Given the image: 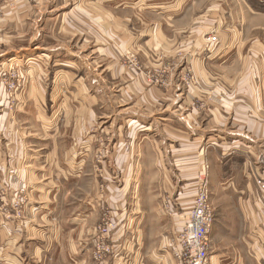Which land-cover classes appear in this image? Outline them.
Here are the masks:
<instances>
[{
  "label": "crops",
  "instance_id": "0c3cea01",
  "mask_svg": "<svg viewBox=\"0 0 264 264\" xmlns=\"http://www.w3.org/2000/svg\"><path fill=\"white\" fill-rule=\"evenodd\" d=\"M130 1L117 5L120 9H136L149 16L167 18L184 8L179 0H146V6H143L145 0H141L140 8L138 2ZM221 1L229 5L228 0ZM238 1L234 9L210 4L204 11L205 25L201 22L198 26V22L193 21V25L185 28V38H181L180 28L173 29L178 32V36L174 32L173 39L180 38L173 40V46L198 50L200 55L196 59L199 67L204 69H195L192 78L198 75L204 88H192L188 81H185L188 86L185 88L181 72H176L169 105L176 106L173 116L178 115L179 122L176 111L181 106H195L202 98L205 101L217 100L219 106H238L237 109L242 111H246L244 106H256L255 116L238 119L237 125V128L241 125L252 128L255 137L247 143L251 145L241 141L240 135L234 134L236 138H232L228 134L238 145H234L232 150H221V157L217 154L207 161L213 168L220 162L233 164L236 158L232 154L235 153L239 163L237 168H240L237 175L243 177L224 178L229 176L227 173L216 177L210 170L211 186L215 188L214 184H221L223 188L227 182L234 186V190H241L243 194L242 197L239 195L238 203L245 209L247 205L252 206L251 203L254 206L256 198L260 199V195L256 196L252 190L251 195L245 196L246 187L247 191L252 187L256 189L257 178L264 174V0ZM54 8L52 0H19L14 13L19 16L38 15L41 20L44 15L47 20L61 13H52ZM62 13L67 14V11ZM89 13L93 25L92 28L84 25L87 26L88 37H83L82 41H78V36L75 39L62 37L58 28L48 35L47 30L54 26L65 30L68 25L49 26L45 21L32 22L29 18L28 28L35 41L51 36V43L57 44L50 50L51 61L40 53L29 57L30 63L36 64L28 81L25 99L31 107V118L0 120V127L3 125L12 133L7 135V140L17 144L14 149H11L10 142L3 141L0 145V188L3 186L6 190L8 185L14 189L20 182L27 191L21 216L17 218V215L8 214L0 218V264H98L92 259V239L104 204L109 205L114 213L112 221L115 226L110 232V241L115 252L100 264H181L175 248L183 219L180 221L176 217L177 210L171 217L166 216L164 197L168 192L172 198L170 204L179 205L181 210L183 207L187 209L195 189H188L184 195L185 202L183 200L180 205L181 193L175 197L174 185L166 184L164 176L180 163L181 147L166 148L165 144L188 143L187 169L191 174L195 170L198 140L187 139L176 124L158 128L157 119L148 123L144 121L148 119L149 110H165V93L158 94L137 73L130 76L131 81L125 85L118 82L116 69L112 67L116 55L102 68L99 47H95L94 39L89 38L91 32L98 36L100 9L93 4ZM174 21L177 20L171 23ZM213 23L218 24V43L206 49V43L201 41L203 35H197V32ZM125 28L127 32L128 26ZM157 30L161 31L158 23ZM248 33L249 37H246ZM76 41L79 45L77 61L70 55L75 54L74 50H69L72 49L70 42L74 47ZM125 42L129 44L128 38ZM149 43L153 45L154 41ZM164 45L170 43L162 35L157 46ZM55 65H60V68H49ZM107 67H110L108 83L101 77L102 69ZM107 112L115 114L109 121L102 119ZM126 113L136 116L116 117ZM22 115L26 114H19ZM213 120L214 115H210L206 125L222 123L221 120ZM151 125L156 126V136L151 138L141 134ZM164 134L169 137L166 139ZM100 136L107 141L103 151ZM211 143L209 139V145ZM168 149L169 162H166ZM246 153L251 155L252 161L247 159ZM9 170L14 175L11 186L2 180ZM133 175L147 176L150 182H125L124 177ZM153 176H157L156 182H152ZM137 189L144 194L137 196ZM224 194L230 197L228 192H223L222 202L228 198ZM249 200L251 203H246ZM240 218L244 221V217Z\"/></svg>",
  "mask_w": 264,
  "mask_h": 264
},
{
  "label": "rangeland",
  "instance_id": "374dc122",
  "mask_svg": "<svg viewBox=\"0 0 264 264\" xmlns=\"http://www.w3.org/2000/svg\"><path fill=\"white\" fill-rule=\"evenodd\" d=\"M124 1L125 0H52L53 7H55L53 10L51 9L52 13L55 11L58 13L67 11V14L60 13L56 16L47 18V20H45L46 17L43 15L41 20V16L38 15L19 16L14 13V10L19 5V0H0V120L12 121L20 118L29 120L31 118L29 117L31 107H29L28 100L25 101V99H27L26 92L29 84L28 81L31 74L34 72L36 64L30 63L29 57L34 53H40L42 56H47L46 58L51 61L50 50L51 48H56L57 43H51L50 39L53 40L51 36L47 37L49 39L42 37L40 41L37 39L35 41L33 39L34 35L28 28L29 18L32 22L37 21L42 23L45 21L49 26L59 24L68 25V29L65 30H61L60 27L54 26L47 30L48 35L53 29L58 28V33L62 34V37L75 39L78 36V41H82L81 39H83V37H88L86 32L87 26L84 25H88L92 28L93 20L89 12L93 4H96L100 9L99 33L98 36H96L95 32H91L89 38L94 39L95 47H99L98 50H100L99 52L101 53L102 68L106 67L110 61L114 60L112 56L116 55L115 62H112V67L116 69L118 82H122V84L125 85L127 82L131 81L130 76H136L137 73L141 74L143 76L142 81L146 82L150 87H154L158 94H162V92L165 93V102L167 104V106H164L165 110H160L158 112H156V110H149L147 112L149 114L147 117L148 119L144 121L148 123V121H155L157 119L158 128L162 126L169 128L170 126L167 125L176 124L178 128L182 129V133L186 135L187 139L198 140L196 144L197 160L196 164L193 165V167L195 166V170H193L191 174L187 169L189 167L187 158L189 156L188 143L180 141V143L165 144L163 142L166 148L181 147L179 154L181 158L180 163L176 165L174 170L169 163L172 169H169V175L164 176V178L166 184L169 182L168 184L174 185L175 190L173 194L175 197L181 193L180 201L182 202H180V205L183 203L185 199L184 195L188 192V189H192L193 187L194 189L198 188L201 182H204L206 179L208 180V185L211 188V191H209L210 204L214 209V221L209 233L212 245L210 258L212 257L213 260L211 264H264V201L261 203V200L256 198V204L253 206L251 200H249L246 203L249 204L250 202L252 206L247 205L245 209H243L242 205L239 206L238 203L240 200L238 199L240 197L239 195L242 197L243 194L241 190H234V186L227 182L223 185V188H221V184H214L215 188H212L210 175L212 170V176L216 175V177L217 174L220 177L226 173L229 176H224V178L232 176L240 179L243 177L242 175H237V171L240 170V168H237V164L239 163L235 153L232 154V156L236 158L233 164H224L220 162L219 166L213 168L210 167L207 162L211 158L216 157L217 154L221 157V150H232L234 145H238V143L235 142L236 140L232 139L236 138L234 134L240 135V140L246 144L252 141L253 137H255L252 134V128H247L246 125H241L237 128V125L238 119L245 120L253 118V116H255L256 110H254V108H256V106H244L246 111H242L237 109L238 106H219L220 104H218L217 100L214 102L211 100L205 101V99L202 98L198 99L199 101L195 106H181L180 110L176 111L179 113V122L178 115L173 116V109L176 106L169 105L172 102V93L174 92L173 86L176 82L174 75L176 72H181V81L185 88L188 87L185 81H188L192 88H204V83L198 78V75L192 78V76L195 75V69H204L203 66L199 67V62L196 59L200 55L198 50L193 48L188 49L185 46H173V42L180 39L178 37L177 39L174 38L175 40L173 39L174 32L178 36L176 30L180 28L179 30H181L182 34L181 38H185V34L187 33L185 28H188L191 24L193 25V21L198 22V26H200L201 22L205 25L204 11L210 4L214 6L221 5L225 8L232 7V9H234V7L239 4V1L228 0L229 5H224L221 0H179L180 3H183L184 8L181 7L179 13L170 16V18L160 15L149 16L143 12L141 13V11L137 12L136 9H120L117 4ZM129 2L131 1L129 0ZM135 2H138L140 8V4L142 3L141 0H135ZM144 4H146V0L143 3V6H146ZM22 5L26 6L27 4L22 3ZM185 8L188 10H185ZM173 20L177 21L171 23ZM157 23L161 31H156ZM125 25L128 26L127 32ZM217 25L218 24L213 23L209 25L208 28L205 26L197 32V35H203L201 41L206 43V49L207 47H214L218 43L219 35ZM173 29L176 30L174 31ZM162 35L165 41L170 43V45L157 46ZM248 35L249 33L246 37H249ZM125 38H128V45H126ZM146 39H149L150 42L154 41V44L151 45ZM72 44L73 43L70 42V48L72 49L69 50H74L75 54L70 55L74 56V60L76 59L77 61V58L79 59L77 55L79 45L77 41L74 47L71 46ZM82 50L83 49H80V51ZM194 51L196 52L192 53ZM80 55L84 56L83 54ZM110 56L111 58H109ZM41 65L45 66V63ZM49 68H60V65ZM109 68L110 67H107L101 71V77L105 79L107 83ZM149 102L153 103L151 99H149ZM147 104L148 102L145 103V106H147ZM124 110L127 111L129 109ZM125 111L123 112L125 113ZM19 114L26 115L19 116ZM114 115L115 114L112 112H107L105 115H102V119L109 121ZM210 115H214L213 122L221 120L222 123L216 126L206 125ZM135 116L136 114L134 113H126L116 117L126 118ZM188 126H190V128H188ZM9 134L11 135L12 133H9L6 127L3 128V125H1L0 145H2L3 141L4 143L10 142L11 149H14L17 144L7 140V135ZM141 134L146 136L149 135L151 138L156 136V126L151 125L148 130L141 132ZM228 134H230L232 138L228 137ZM164 135L166 139L169 137L166 134ZM216 135H220L221 137ZM26 136L33 135L28 134ZM209 139L212 141L210 145ZM100 140L101 149L103 151L107 141L105 142L103 136H100ZM168 154H170L169 149L165 152L166 162H169ZM245 155L249 157L247 159L252 161L251 155L248 153ZM99 177L101 178V176ZM153 177L154 179L152 182H156L157 176ZM13 178V172L9 170L8 174H6L2 180L3 183H10L11 186L14 181ZM124 178H126L125 182L127 181L128 183L137 184L147 181L150 182L147 176L133 175ZM17 184L18 185L14 189H11L7 184L6 190L3 186L0 188V218L2 216L6 217L8 214L17 215V218L21 216L20 214L22 213V208L27 198L25 192L27 191L20 182ZM140 188H142L141 185ZM250 190L254 191L256 196L260 195V192L257 190V185L256 189L252 187L248 191L246 187L244 195H251ZM143 191L145 192L144 189ZM143 191L137 189L135 192L138 196L141 195ZM223 192H228L230 194V197L224 194V197L227 196L229 198H226L224 202H222L221 197ZM128 193L131 194V191ZM170 199H172L171 196L166 192L164 197L165 202L163 204L166 216L171 217L174 215L175 210H177V213H175L176 217L181 221L187 209H184L182 206L183 209L181 210L179 205L176 207L174 203L170 204ZM243 213L244 215H242ZM113 216L114 213L111 211L109 205L104 204L101 208L96 227L98 224L103 223L105 219L108 221L113 220ZM240 216L244 217V221H242ZM182 222L183 221H181V223Z\"/></svg>",
  "mask_w": 264,
  "mask_h": 264
},
{
  "label": "built area",
  "instance_id": "2783aa9c",
  "mask_svg": "<svg viewBox=\"0 0 264 264\" xmlns=\"http://www.w3.org/2000/svg\"><path fill=\"white\" fill-rule=\"evenodd\" d=\"M260 199L264 201V174L256 180ZM214 221V209L210 204L207 179L195 188L194 196L185 211L176 243V255L181 264H211L210 229ZM115 224L105 219L95 228L92 239V258L100 264L115 252L110 241V232Z\"/></svg>",
  "mask_w": 264,
  "mask_h": 264
}]
</instances>
